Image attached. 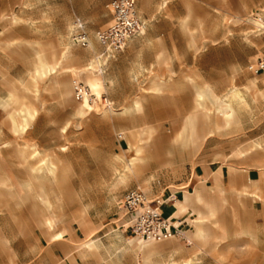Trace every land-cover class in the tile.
<instances>
[{
	"label": "rangeland",
	"instance_id": "obj_1",
	"mask_svg": "<svg viewBox=\"0 0 264 264\" xmlns=\"http://www.w3.org/2000/svg\"><path fill=\"white\" fill-rule=\"evenodd\" d=\"M110 9L111 0H0V97L7 95L15 79L22 80V82L28 80L29 69L35 60L36 50L34 46L26 44L27 42H51L56 46L59 45L60 48L72 43V53L79 60L65 63L64 67L68 70L61 68L55 75L59 82L64 80L70 82L71 94L64 96L63 90L56 87L55 82L46 79L40 82L41 94L36 105L39 109L55 101L61 106L71 103L78 104L79 102L74 97L73 80H81L86 84V77L92 74L89 71L85 73L83 69L89 62L96 59L101 51L95 40L92 42L95 49H98L95 51L77 45L73 41V29L70 31V26L85 21L91 36L95 38L96 31L110 24L112 18ZM189 11H191L190 19L184 23L183 19ZM138 12L146 26H155L154 32L148 34L150 36L142 35L138 38L149 44L152 42V45H147L151 48L147 60L152 61L155 55L157 58L161 51L164 52V57L160 61L157 60L158 64L147 73L137 72L135 76L130 73L133 68L132 60L123 61L120 67L121 74L128 79L127 84L134 82L137 92L134 96L122 99L126 101L125 103L140 99L142 111L139 113L142 115L144 102L153 103V128L155 129L153 140L150 144H147V140H139V137L145 136L141 130H138V133L131 131V140H128V145L131 144L133 147L128 155L134 152L137 145L144 147L149 145L144 155L147 149L152 147L153 171H139L137 175L130 176L129 178L132 179L128 178L129 181L127 179L124 184H118L117 179L124 165L118 156L123 158L127 156L123 151L112 155L110 164L118 167L119 171L109 174L107 187L94 189V208L100 212L104 210L113 212L119 208L123 203L124 195L130 189L143 190L149 194L151 199L157 197L162 199L161 196L166 187L183 181L181 178L185 173L182 170L185 169L186 162L190 165L195 163L196 160L189 155L193 152L196 154L201 149H205V153H213V160L219 157V154L226 153L227 156L223 154L222 158L228 160L229 175L232 174L230 165L234 162V158L241 157V154H237L240 149L246 153L245 148H248L251 143H260L261 149L252 151L248 155L249 159H255L249 162V165L261 163L258 158H261L264 153V140L257 139L264 134L262 128L264 126V97H255L254 91L247 92L250 110L243 113L239 124L235 122L230 127L222 125L216 132L218 140H210L207 144L204 140H200L194 146L182 148L181 140H176L177 135L173 140H167V138L173 136L171 127L175 119L184 121V117L194 111L195 99L192 84L188 82L193 94L185 98L186 105L191 106L192 110L176 114L172 112V109L178 108L179 100L169 86L161 92L152 90L153 96L147 98L144 96L147 87L143 86L144 83L151 82V87L156 77L167 81L168 76L174 74L173 62L176 61L179 63V69L188 70V75L198 85H210L219 96L226 93L233 85L243 88L251 81L257 82L258 89L263 90L264 72L255 74L254 68L258 60L264 58V29L261 32L258 31L247 19L253 17L264 22V0H139ZM15 15L18 22L14 23ZM257 34L261 35L255 36ZM139 55L140 49H135L130 56L134 60ZM114 59L111 58L101 68L106 72L104 77L108 74L110 64ZM183 62L189 64H182ZM105 78L107 79V76ZM104 85L100 88L102 93H105ZM98 102L97 104L101 106L97 105L90 113L91 116L98 115L106 120L112 118L117 123H129L133 129L137 125L134 122L137 117L131 113L122 114L123 108L118 110L117 105L105 107L104 103ZM0 121V137L8 136L10 140H25L22 138L24 135L12 133L7 112L3 109L0 110ZM246 121L253 123L254 131L251 132L254 133L253 136L242 128V123ZM205 128L207 130V126ZM115 141L106 140L110 148L114 147ZM230 155L232 157H229ZM162 156H166L164 161ZM201 156L199 157L202 158ZM244 161L242 160L241 163H245ZM183 185H185L184 182ZM259 187L264 198V171ZM152 190L153 197L150 196ZM241 190H233L229 179L226 178L222 183V192L211 196L215 205L209 204V212L213 215L208 214V207L204 204L192 209L195 220L199 217V212H202L207 237L189 242L180 236L163 242H155V246L163 247L161 256L157 259L172 264V262L178 263L184 257L196 254V264H264V201L254 199L250 193L253 190L252 187L246 194L241 193ZM109 230L111 233L108 244L111 260H116L119 255L120 257L123 255L126 264H137L138 260L141 261L137 256L140 255L138 245L136 243L133 246L128 245L127 240L133 238L131 235L126 234V238L123 235L119 236L117 232H112V226H109ZM194 230L193 225L190 231ZM241 230L252 231L258 236L256 235V239L250 235L243 238L240 235ZM222 235L225 237V242L221 244L219 251H216L219 237ZM153 264L157 262L154 261Z\"/></svg>",
	"mask_w": 264,
	"mask_h": 264
},
{
	"label": "crops",
	"instance_id": "obj_2",
	"mask_svg": "<svg viewBox=\"0 0 264 264\" xmlns=\"http://www.w3.org/2000/svg\"><path fill=\"white\" fill-rule=\"evenodd\" d=\"M80 22L85 24L90 34L87 22ZM143 22V33L129 41L123 51L112 57V59H115L110 64V70L106 75L107 79L106 76L104 77L106 72L100 71L99 67L96 69L91 68V70H89L90 68L85 69V73L89 71L92 75L103 76L105 80L104 92L111 101V106L117 105L118 110L132 104L125 103L126 101H123L122 98L134 96L137 92L134 82L127 84L128 79L121 74L120 67L123 61L132 60L131 65H133V68L130 71L132 76H135L137 72L139 74L147 73L148 70L158 64L156 55L154 59L152 58V61L147 60L148 52L151 50L147 45H152V42L149 44L144 42L143 39H138L142 35L144 37L150 36L148 34H152L153 29H155V26H146L144 20ZM75 26L76 24L73 25V29ZM90 37L91 41L94 42L95 38L91 34ZM99 48L101 51L100 46ZM135 49H140V55L133 60L130 55L135 52ZM161 49H163L162 46ZM166 49H168L167 46ZM178 64L176 61L173 62L174 74L168 76L167 79L170 89L179 100L178 108L172 109L174 114L192 110L191 106L185 103V98L193 94L186 79L188 70L179 69ZM182 64L189 63L183 62ZM77 81L81 80H73V87ZM150 85L151 82L143 84L147 87V92H144L146 98L154 94L149 89ZM77 105L71 103L67 106H61L55 101L53 104L40 107L37 119L22 136L25 140H10L8 136L0 137V178L7 179L5 185L0 183V264H126L123 255L121 257L119 255L116 260H111L109 257L110 246L108 243L111 233L109 226H112V232H117L116 234H120L119 236L123 235L126 238L125 235L129 234L134 239L138 238L124 228L122 204L113 212L95 210L94 189L107 187L109 174L115 172L110 164L112 155L120 154L122 151L127 157L132 155V153L128 155L130 151L127 150L129 147L128 140H131V131L135 130L138 133V130H149L150 137L147 139L146 136H141L139 140H153V103L144 102L143 115L137 111L131 112V114L135 113L133 116L137 117L134 121L137 124L134 129L129 126V123H117L112 118L106 120L98 115L91 116L90 113L82 118L83 116L76 111ZM67 122L70 123V126L67 131L63 132L62 127ZM252 125V122L246 121L242 123V128L250 134L254 131ZM182 127L183 121L175 119L171 127L173 136L168 137L167 140L175 139ZM196 128L199 135L206 133L205 126L197 124ZM262 128L264 130V126ZM253 134L250 135L253 136ZM257 139L264 140V134ZM106 140H116L114 147L110 148V144L108 145ZM210 140H218L216 133L208 136L204 143L207 144ZM26 143L41 151V157L49 154L56 158L58 162L56 180L49 178L46 181L42 180V183L33 180L30 175V167L33 164L36 166L39 159H34L36 162L29 160L31 163L28 161L29 164L25 163L26 161L21 156L20 150L24 151L23 147ZM205 151V149H201L196 154L193 152L189 155L196 161L193 165L186 162L185 169L182 170L185 173L181 178L183 181L166 187L161 196L165 200L162 208L164 215L182 229L184 238L189 242L198 239L196 227L194 231H190L191 226L195 224L193 207L201 204L206 207L209 204L215 205L211 196L217 192H222V183L226 178L229 179L233 190L239 191L242 189L240 192L246 194L252 187L253 190L250 193H252L254 199L264 201L259 187L264 171V153L261 158H258L261 163L249 165V162L255 159L248 158L250 153L246 151V148V153L243 152V149H240L237 154H241V157L234 158V162L230 165L232 174L229 175L228 160L222 158V155H226V153L219 154V157L213 160L214 154L205 153ZM31 152L30 149L26 150L27 155ZM145 156L147 162L141 166L140 171L152 172V147L147 149ZM161 158L164 161L166 156ZM242 160H245V163H241ZM26 181H30L31 185L33 184L31 191L25 190V188L27 189ZM183 182L185 185H183ZM42 189L48 192L53 205L52 211L48 210L46 206ZM184 189H187L186 191L191 195L192 200L186 203L184 210L177 211L175 201L184 199L186 192ZM197 189H199L202 196L201 202L195 201ZM29 195L31 196L29 197ZM150 196L153 197V190ZM32 197L34 198L32 199ZM208 214L211 215L209 207ZM41 216H43L42 219ZM48 216H51L55 222V228L52 230H49L45 225L44 220ZM54 233H60V238L52 240L51 236ZM240 235L243 238L250 235L253 239L257 238L256 235L258 236V234L247 230H241ZM189 236L190 238H188ZM91 239L97 244L95 252L84 247V242ZM219 239L221 240L215 248L216 251H219L221 244L225 242L224 235L220 236ZM153 248L157 252L153 256V263L155 261L157 264H167L165 260L157 259L161 256L163 247L154 245ZM195 257L196 254L184 257L180 262H172V264H183L189 258H193V264H196Z\"/></svg>",
	"mask_w": 264,
	"mask_h": 264
},
{
	"label": "bare ground",
	"instance_id": "obj_3",
	"mask_svg": "<svg viewBox=\"0 0 264 264\" xmlns=\"http://www.w3.org/2000/svg\"><path fill=\"white\" fill-rule=\"evenodd\" d=\"M190 12L191 11H189L188 15L183 19L184 23H187V21H189ZM247 21L251 22L260 32L264 29V22L260 19H255L251 17L249 18V20L247 19ZM13 22L14 23L18 22V18L16 15L13 17ZM72 29H73V25L70 26V31H72ZM259 35L261 34H257L255 36H259ZM26 44L32 47L34 46L36 50V54L34 55L35 60L33 62L32 67L29 69L28 80L22 82L20 80L15 79L13 81L12 88L9 90L7 95L4 97H0V110L3 109L7 112V119L11 123V131L15 135H24L39 115V109L36 105V102L38 101L40 94H41L40 82L46 79L48 80L50 79V81L52 80L53 82H55L56 87L61 88L63 90L62 93L64 96L65 95L69 96L71 94L70 82L68 80L59 82L55 75L58 73V71H60L61 68H65L64 67L65 63H68L70 61L79 60L78 57H74L75 55L74 53H72V47H73L72 43L71 45H64L61 48L59 47V45L56 46L51 42L43 43L41 41H36L35 43L27 42ZM90 48L93 51L96 50L95 46H93L92 44ZM163 57H164V52L161 51L157 55V60L160 61ZM98 66H99V61H97V57H96V59L89 62L83 70L87 68L96 69ZM186 79L188 82L192 84L194 88L195 105H194V111L187 114L184 117L183 127L177 134L176 140L177 141L181 140L180 145L182 148L194 146L196 142L198 143L200 140H205L208 136H212L221 128L222 125L224 127H230L235 122L239 124L242 121L243 113L245 111L250 110V103L247 98V92L254 91L256 95L255 97H258V96L264 97V89L263 90L258 89V84L255 81H251L248 84H245L243 88H240L237 85H233L226 93L219 96L218 94L215 93L214 89L210 85L208 84H205L203 86L198 85L194 81V79L189 75L186 76ZM85 81H86V86H88L89 88L90 87L92 88L91 91H93V94L97 96V100L91 101V98L89 96H85L84 99L78 103L77 113L83 117H86V115L91 113L95 109V107L98 105L97 102L98 100H101V97L103 94L100 88L104 85V80L102 76H96V75L89 76L88 75ZM263 83H264V79H263ZM168 86L169 85L167 81H165L161 77H156L152 81V86L149 89L161 92ZM51 87L54 88L52 85ZM133 111L134 112L142 111V101L140 99H135L130 106H125L123 108L122 114L124 113V114L129 115ZM197 124L203 125L205 127L207 126L206 133L199 135L197 132V128H196ZM69 126H70L69 122L65 123V125L62 127V131L63 132L67 131ZM154 130L155 129L153 128V132ZM134 132L136 131L134 130ZM142 134L147 136V139L150 137L149 130H142ZM150 142L151 140H147V144H150ZM128 146L129 147L127 148V150L131 151L133 149L132 145L130 144ZM147 146L149 145H146L145 147L143 145H137L132 155L127 158L118 156L119 160L123 161L124 163L123 171H120L118 179H117L118 184L119 183L124 184V182L127 181V179L130 176L137 175V173L140 171L141 166L146 164L147 157L144 155V151L146 150ZM259 148H261L260 144L254 142V143H251L248 146V148H246V151L248 153H251L252 151H256ZM23 149L24 151L20 149L19 150L21 152L20 153L21 156L26 161L25 163H27V161L31 163V161L29 160L39 159V161L36 163L37 164L36 166H34L35 164H33V166L30 167V175L32 176L35 182L40 181V183H42L43 182L42 180L46 181V180H49V178H52L53 180L57 179L58 162L56 161V158L52 157L49 154H45V156L41 157L42 152L39 151L35 146L29 145L27 143L26 145H24ZM27 149L28 150L30 149V151H32L28 155L26 154ZM34 161L36 162V160ZM112 166L115 171L114 173L119 171L118 167H115L114 165ZM129 179H132V178H129ZM6 181H7L6 178H0L1 184L5 185ZM51 184L53 183L51 182ZM25 185L27 187V189L25 188V190H29V191L32 190L33 184L31 185L30 181H26ZM25 185H22V186H25ZM59 194L61 193L59 192ZM196 195L197 196H196L195 201L201 202L202 196H201L199 189L196 190ZM30 196L31 195H29V197ZM42 196L45 199L48 210L52 211L53 205L49 199L48 192L46 190L43 191L42 189ZM33 198L34 197H32V199ZM189 200H192L191 195L186 191L183 200L175 201V204L177 206V211L184 210L187 205L186 203ZM41 214L43 215V213ZM42 217L43 216H41V219ZM203 218L204 217H203L202 212H199V217L195 220V224H194L196 227L198 239H205L207 235V231L204 226L205 220ZM44 221H45L46 227L49 230H52L55 228V222L51 218V216L46 217ZM58 238H60V233H54L51 236L52 240H55ZM188 238H190V236ZM127 241H128V245L130 246L131 245L133 246L135 243L138 245V248L140 250V255H137V256L140 257L141 261L138 260L137 264H153V256L156 255L157 253L155 249L153 248L155 242L147 241L145 239L136 240L133 238H129V240ZM84 247L95 252V250L97 249V244L95 243L93 239H91V240L84 242ZM193 261H194L193 258H189L188 260H185V263L183 264H193L194 263Z\"/></svg>",
	"mask_w": 264,
	"mask_h": 264
},
{
	"label": "built area",
	"instance_id": "obj_4",
	"mask_svg": "<svg viewBox=\"0 0 264 264\" xmlns=\"http://www.w3.org/2000/svg\"><path fill=\"white\" fill-rule=\"evenodd\" d=\"M138 1H111V22L106 28L99 29L95 33V40L101 47V52L96 56L100 69L117 53L123 51L129 41L143 33L144 22L138 12ZM72 32L73 40L77 45L84 48L91 47V37L84 23L77 22ZM260 72H264V59L259 60L254 68L255 74ZM73 89L74 97L78 102L85 96H89L91 101L97 100V96L82 81L75 82ZM98 101L104 103L105 107L111 106V101L105 93ZM164 204L165 200L151 199L143 190L127 191L122 203V221L125 230L139 239L151 242L183 237L182 229L164 215L162 209Z\"/></svg>",
	"mask_w": 264,
	"mask_h": 264
}]
</instances>
